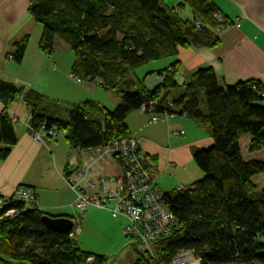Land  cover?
I'll return each instance as SVG.
<instances>
[{
	"label": "trees",
	"instance_id": "1",
	"mask_svg": "<svg viewBox=\"0 0 264 264\" xmlns=\"http://www.w3.org/2000/svg\"><path fill=\"white\" fill-rule=\"evenodd\" d=\"M29 12L42 25L39 49L51 55L61 40L74 54L69 74L83 84L96 83L118 97L113 110L86 100L71 106L33 91L23 102L31 112L30 128L64 134L77 158L81 153L119 137L129 136L126 120L143 103L160 97L172 101L171 111L208 126L212 136L207 148L192 149L194 163L203 172L196 183L164 194V204L175 215L178 228L153 243L155 253L168 264L181 251L193 250L201 264L233 260L264 263V189L252 177L264 176V158L248 161L239 139L249 135L248 153L264 149V88L255 80L221 86L215 70H194L182 84L175 78L179 62L142 78L134 74L149 62L176 57L180 49L212 48L218 44V27L212 0H30ZM189 9L192 19L179 12ZM199 20L200 28L193 23ZM29 35L17 41L12 57L21 62ZM169 69L170 75L153 89L145 80ZM23 90L0 81V160L7 159L17 137L8 104ZM167 99V100H166ZM165 122V121H164ZM45 213L34 209L0 225V259L6 264H108L105 255L89 254L75 239L56 233L41 220ZM56 217V216H55ZM63 217L71 218L70 215ZM139 246L138 242H134ZM129 264H150L143 249Z\"/></svg>",
	"mask_w": 264,
	"mask_h": 264
},
{
	"label": "crops",
	"instance_id": "2",
	"mask_svg": "<svg viewBox=\"0 0 264 264\" xmlns=\"http://www.w3.org/2000/svg\"><path fill=\"white\" fill-rule=\"evenodd\" d=\"M212 2L225 23L230 26L217 36L218 44L212 48L191 46L180 49L176 57H171L170 62L159 69L169 67L175 60L179 62L175 80L178 82V77L181 76L180 84L194 70L206 66L215 70L221 86L255 80L264 88V0ZM30 5V0H0V81L11 83L17 90L33 91L68 106L86 100L96 101L104 108L109 102L115 105L117 102L109 92L104 91L101 96L97 93L98 86L92 87L85 82L77 84L68 76L75 57L67 52L69 48L61 40L55 42L51 55L39 49L42 25L33 19L29 12ZM184 10L191 16L188 19H192L190 10ZM236 22H239L238 27L234 25ZM27 35L29 41L24 57L21 62L16 63L12 57L14 44ZM3 109L0 101V114ZM7 112L17 141L9 157L0 160V196H11L16 187L24 185L34 188L35 205L39 211L51 216L76 214V210L70 206L75 197L63 174L69 165V155L77 154L70 149L65 135L55 133L56 139H52L43 128H39L36 132L41 141L33 140L28 131L31 112L23 100H12ZM127 118L130 136L136 139L139 149L145 152L147 160L153 166L155 182L162 193L196 183L203 177L191 152L196 147L207 148L211 145L212 136L208 126L198 125L185 115L151 124L148 117L140 111L131 113ZM174 131H183L184 134L172 136ZM242 136L241 134L239 139L242 156L248 161L264 158V149L261 153L249 154L250 138L246 139L243 147ZM90 151L81 153L79 163L91 161ZM121 174L119 162L112 157L99 160L95 165V178ZM81 218L82 225L85 218ZM119 221L121 225L124 224L123 218Z\"/></svg>",
	"mask_w": 264,
	"mask_h": 264
},
{
	"label": "built area",
	"instance_id": "3",
	"mask_svg": "<svg viewBox=\"0 0 264 264\" xmlns=\"http://www.w3.org/2000/svg\"><path fill=\"white\" fill-rule=\"evenodd\" d=\"M217 23L215 33L220 35L230 26L225 23L224 18L218 13H213ZM239 21V20H238ZM194 27L200 28V21L193 23ZM234 25L239 26V22ZM169 69L150 75L144 82L147 90L160 85L170 75ZM77 84L81 80L71 74L68 75ZM101 83L98 80L92 87ZM25 91L20 93L17 99L22 100ZM160 97L150 99L140 105L139 111L149 117V123L169 121L178 116L171 111L172 101L161 102ZM138 111V112H139ZM28 119V131L33 140L40 142L39 133L30 128ZM52 139L56 134L47 131ZM183 131H174L172 136H182ZM92 159L87 163H79L77 156L69 155L68 167L65 169L64 177L67 186L72 191L75 200L70 204L76 210L71 216L72 227L68 231L69 239H75L81 233V214L87 212L89 207L102 210L115 219H124L122 226L126 237L138 242L145 254L150 259V264H166L153 248L157 239H164L177 230V220L174 214L164 204V193L155 182V171L147 160L146 154L140 150L136 139L132 136H123L108 141L104 145L97 146L91 151ZM112 157L119 162L121 167L120 176H98L95 175V165L99 160ZM35 190L27 186H18L11 196H0V225L8 223L33 211L35 205ZM88 264H93V258H87ZM6 264V263H0ZM168 264H201V258L197 257L193 250L181 251ZM223 264H264L261 261L233 260Z\"/></svg>",
	"mask_w": 264,
	"mask_h": 264
},
{
	"label": "rangeland",
	"instance_id": "4",
	"mask_svg": "<svg viewBox=\"0 0 264 264\" xmlns=\"http://www.w3.org/2000/svg\"><path fill=\"white\" fill-rule=\"evenodd\" d=\"M179 0H164V3L168 6H175L178 4ZM180 16L188 19L191 16L189 13H186L185 10H181L179 12ZM63 43V42H61ZM65 47L66 45L63 44ZM67 52L73 57L74 54L72 51L67 50ZM171 59H160L159 61L149 62L147 65L141 66L135 70L137 77L142 78L146 74L149 73L150 70H158L159 67L165 66L170 62ZM181 76L178 77V83H181ZM97 93L101 96L105 93L104 90L100 87H97ZM112 99H115L118 103L119 100L113 95L110 94ZM113 105V103H106L105 107L113 110L117 105ZM134 113H138L135 111ZM145 115V114H144ZM146 116V115H145ZM147 117V116H146ZM149 119V117H148ZM243 138L241 139V145L246 142V139H249V135L242 134ZM245 145H243L244 147ZM253 182L257 185L258 189H264V177L263 174H257L252 177ZM107 213V212H106ZM104 212H96V210L92 207L87 209L85 214H81V217H84L85 220L80 225L82 229V234L75 238L78 242L79 248L82 251H85L89 254L96 255H105L108 259H110L109 263L112 264H129L134 261L137 256V251L142 249L141 246H135L134 241L131 238L126 237L123 231L124 224L119 221V219H115L110 217V214H106ZM139 247V248H138ZM108 263V264H109Z\"/></svg>",
	"mask_w": 264,
	"mask_h": 264
},
{
	"label": "water",
	"instance_id": "5",
	"mask_svg": "<svg viewBox=\"0 0 264 264\" xmlns=\"http://www.w3.org/2000/svg\"><path fill=\"white\" fill-rule=\"evenodd\" d=\"M43 224L45 226H47V228H49L50 230L54 231V232H58L61 234H67L68 231H70L71 227H72V220L70 218H66L63 216H51L49 214H44L41 218ZM262 257L264 256V254L261 255ZM0 262L3 263V260L0 259ZM109 264H112L109 263Z\"/></svg>",
	"mask_w": 264,
	"mask_h": 264
},
{
	"label": "flooded vegetation",
	"instance_id": "6",
	"mask_svg": "<svg viewBox=\"0 0 264 264\" xmlns=\"http://www.w3.org/2000/svg\"><path fill=\"white\" fill-rule=\"evenodd\" d=\"M139 248V247H138ZM143 249V248H142Z\"/></svg>",
	"mask_w": 264,
	"mask_h": 264
}]
</instances>
